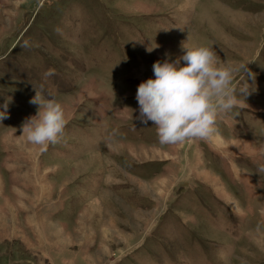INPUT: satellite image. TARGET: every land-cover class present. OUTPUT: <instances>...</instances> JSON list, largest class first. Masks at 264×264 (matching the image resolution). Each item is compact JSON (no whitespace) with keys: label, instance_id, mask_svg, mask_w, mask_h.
<instances>
[{"label":"rangeland","instance_id":"374dc122","mask_svg":"<svg viewBox=\"0 0 264 264\" xmlns=\"http://www.w3.org/2000/svg\"><path fill=\"white\" fill-rule=\"evenodd\" d=\"M200 45L247 94L218 134L162 145L138 86ZM37 91L68 119L46 149L23 134ZM6 100L0 264H264V0H0Z\"/></svg>","mask_w":264,"mask_h":264},{"label":"clouds","instance_id":"9594fccd","mask_svg":"<svg viewBox=\"0 0 264 264\" xmlns=\"http://www.w3.org/2000/svg\"><path fill=\"white\" fill-rule=\"evenodd\" d=\"M183 47L184 54L175 60L170 55L163 61L157 60L153 64L154 78L141 82L137 89L139 119L145 124L152 121L162 145L206 140L218 134V117L236 108L237 92L247 94L249 87L246 83L238 90L233 86L238 70L223 63L213 47ZM153 49L149 47L147 51ZM242 68L245 75L255 78L246 65ZM53 74V69L46 73ZM8 103L6 100L2 106L0 120L7 115ZM30 103L39 108L23 125L28 142L42 149L58 143L68 124L63 104L54 93L42 99L39 91Z\"/></svg>","mask_w":264,"mask_h":264}]
</instances>
